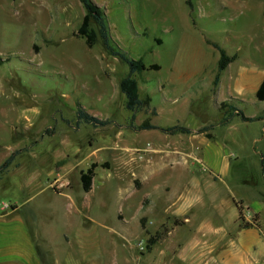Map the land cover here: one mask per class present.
I'll use <instances>...</instances> for the list:
<instances>
[{
    "label": "rangeland",
    "instance_id": "1",
    "mask_svg": "<svg viewBox=\"0 0 264 264\" xmlns=\"http://www.w3.org/2000/svg\"><path fill=\"white\" fill-rule=\"evenodd\" d=\"M93 1L104 10L116 47L159 66L132 75L139 98H151L135 111L134 123L213 124L208 131L220 150L209 154L217 161L219 154L231 156V164L220 179L205 161L203 134L128 127L133 111L120 87L128 65L106 47L96 22L90 26L91 47L76 35L85 14L80 0H0V164L12 151L32 146L0 177V215L17 206L10 221L28 223L33 238L47 230L88 237L84 252L106 264L169 263L158 258L159 249L194 234L179 227L148 250L146 220L153 216L152 230L169 208L188 209L196 222L193 231L207 223L236 235L237 221L244 225L259 218L264 232V206L254 215L247 207L254 210L264 200V120L234 115L228 124H218L226 100L249 116L264 112L252 84L238 76L264 71V0ZM215 44L237 56L217 84ZM79 107L113 123L78 124ZM93 161L99 166L85 192L80 174ZM152 170L160 175L153 187L142 174ZM251 175L256 185L243 182ZM234 201L242 207L237 221ZM142 205L151 207L144 211Z\"/></svg>",
    "mask_w": 264,
    "mask_h": 264
},
{
    "label": "crops",
    "instance_id": "2",
    "mask_svg": "<svg viewBox=\"0 0 264 264\" xmlns=\"http://www.w3.org/2000/svg\"><path fill=\"white\" fill-rule=\"evenodd\" d=\"M238 76L243 81L252 84L251 87L257 91L259 85L264 79V71L249 73L247 70H244L241 71ZM230 98L242 100L232 96ZM260 116H263V114L259 115V117ZM200 127L190 128L196 131ZM195 131L192 133L178 132L175 134H165L175 136L205 135L201 139V143L204 146L203 153L205 161L213 167L214 171L221 179V171L226 169L228 164H231V156L229 159H226V157H222L219 154V160H214L209 153L212 151H217L219 153L220 149H217L218 144L215 140L216 136L209 131L201 133H197ZM207 133H211L212 137H208ZM225 141L226 143L228 142V140ZM17 157H19V155ZM235 157L237 158L236 155ZM15 160L11 165L19 164L17 160ZM219 163L221 168H219ZM188 166V164H181L183 171H185V169L188 170ZM173 172L174 170L171 169L166 176L173 174ZM142 174L143 179L151 183L152 187L154 185L155 177L160 176L153 170L151 172H143ZM251 177L254 178L252 175L248 178L245 176L243 182L256 185L258 183L256 177L254 178V181L251 180ZM262 178L264 181L263 174ZM170 188V182H166L164 185L166 194H168ZM153 193L154 191H152V194ZM262 201L263 204L261 203ZM262 201L259 202V207L254 210H252V206H250L251 208L247 206L249 213L253 215L258 214L264 206V200ZM234 203L236 204L238 210L236 215L237 221L241 211V205L238 201H234ZM142 206L143 207L141 209L144 211H147V209L151 207V205L146 208L144 205ZM16 208L17 206L14 207V209ZM14 209H8L5 211L4 215H0V264H106V261L93 259L94 254L84 252L88 249L87 242L89 238L82 236L79 233L72 234L69 232L67 235L66 233H62L61 230L60 234L57 230H47L42 236L33 238L29 235V233L32 232V228L28 223L23 221H10L11 218L9 217L12 216ZM144 211L141 214L144 213L147 215L148 213ZM188 211V209L173 211L169 208L163 213L162 218L159 221V226L152 228V230L149 228L151 225H154L156 221L153 219V216H149L146 220L149 228L145 233H147V235L151 234L149 237L158 235L159 238L148 250L152 251L158 248L159 244H162L165 238L169 237V235L177 228L188 226L187 228H189V231L194 232V234L187 239H184L183 242L178 243L175 247L165 250L159 249L158 258L166 261L169 260L170 262L177 259L182 264H264V232L261 226H259V218L258 220L252 219L249 223H245L246 225L237 221L236 223L239 226L240 232H237L236 235H230L229 233L226 234V232L221 230H216L214 227L212 228V226L207 225V223L201 224L198 227V230L193 231V227H196L194 224L196 222L189 219ZM7 217L8 220L6 219ZM180 217L182 219H179ZM169 263L167 262V264ZM117 264H120L118 259Z\"/></svg>",
    "mask_w": 264,
    "mask_h": 264
},
{
    "label": "trees",
    "instance_id": "3",
    "mask_svg": "<svg viewBox=\"0 0 264 264\" xmlns=\"http://www.w3.org/2000/svg\"><path fill=\"white\" fill-rule=\"evenodd\" d=\"M83 7L85 8V14L83 16V20L81 23V26L76 32L77 36H83L86 39V44L91 47L93 45V41L95 38L94 31L90 28L92 22H96V24L99 26V33L100 36L106 45V47L115 55L119 56L127 65H128V73L127 75L122 78L120 82V87L123 93L126 95V107L133 111L132 121L130 122V125H128L129 128L133 129L134 131H141V130H148V129H159L164 133L167 134H175L178 132L182 133H192L195 130L180 124H174L170 126H160L157 125L150 120H145L140 124L134 123L135 118V111L139 108H141L144 104H149L151 101L150 97L147 98H139L137 94L138 89V83L135 78L132 77L134 73H140L145 69L148 68H157L158 65H150L147 66L141 58L134 59L130 56H128L124 51H122L121 48L116 47L114 42L112 41L109 30L106 22V17L104 10L102 7H100L98 4H96L93 0H80ZM189 4H191L189 2ZM264 13V12H263ZM220 52V58L218 60V72L215 75V84L219 82L220 78V72L225 70L228 65L236 59V55H229L226 53V51L220 47L219 45H214ZM256 98L258 100L264 101V79L262 80L261 84L259 85L257 91H256ZM221 108H224V114L222 115L221 120L218 122V124H228L231 121V118L234 115L241 116L243 121H253L264 118L263 116H248L245 114L244 110L240 108V106L237 103L231 104L229 101H223L221 103ZM156 112V111H155ZM77 116H78V124L81 122H85L87 124H91L93 126H107L113 123V121L109 118H100L99 116L85 110L83 107H79L77 110ZM214 128L213 124L202 126L198 128L195 132L201 133L206 132L208 130H212ZM208 137H212L211 133H207ZM31 145L24 146L22 148L14 150L5 160L2 164H0V176L8 170L10 165L14 162L16 157L20 155L21 153L28 151L31 149ZM108 163H102L101 166L106 167ZM99 166L98 162L93 161L91 165L86 169L83 170L80 174V179L82 183V188L85 192H88L92 188L93 184V178L95 176V169ZM261 171L264 177V158L262 156L261 158ZM241 210V207H240ZM159 238L158 235H154L148 238V249L151 248V246L156 242V240Z\"/></svg>",
    "mask_w": 264,
    "mask_h": 264
}]
</instances>
